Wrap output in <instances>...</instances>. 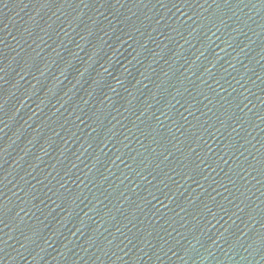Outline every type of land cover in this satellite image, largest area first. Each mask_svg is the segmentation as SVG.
<instances>
[{
    "label": "water",
    "instance_id": "95a60500",
    "mask_svg": "<svg viewBox=\"0 0 264 264\" xmlns=\"http://www.w3.org/2000/svg\"><path fill=\"white\" fill-rule=\"evenodd\" d=\"M0 264H264V0H0Z\"/></svg>",
    "mask_w": 264,
    "mask_h": 264
}]
</instances>
